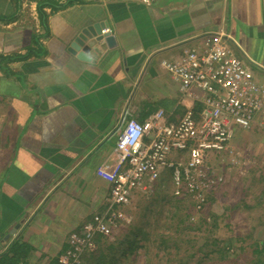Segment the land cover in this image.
<instances>
[{
  "label": "crops",
  "instance_id": "1",
  "mask_svg": "<svg viewBox=\"0 0 264 264\" xmlns=\"http://www.w3.org/2000/svg\"><path fill=\"white\" fill-rule=\"evenodd\" d=\"M219 33L264 88V0H0V253L51 264L107 211L123 119L200 118L163 65Z\"/></svg>",
  "mask_w": 264,
  "mask_h": 264
},
{
  "label": "built area",
  "instance_id": "2",
  "mask_svg": "<svg viewBox=\"0 0 264 264\" xmlns=\"http://www.w3.org/2000/svg\"><path fill=\"white\" fill-rule=\"evenodd\" d=\"M138 1L150 5L154 0ZM163 66L184 91L195 86L205 93L200 118L190 109L178 123H165L161 112L144 122L123 119L117 130V162L99 169L111 184L107 211L69 234L60 264H79L85 252L97 247V235L113 237L129 222L127 208L135 197H149L160 180L170 179L174 195L196 199L197 210L204 211V194L222 180L212 161L233 157L231 143L238 129L264 131V88L222 33L206 36L203 49L192 48Z\"/></svg>",
  "mask_w": 264,
  "mask_h": 264
},
{
  "label": "rangeland",
  "instance_id": "3",
  "mask_svg": "<svg viewBox=\"0 0 264 264\" xmlns=\"http://www.w3.org/2000/svg\"><path fill=\"white\" fill-rule=\"evenodd\" d=\"M237 133L239 135L233 141V157L230 154L223 160L212 161L222 180L217 189L204 194V211L197 210L196 199L192 201L186 196L178 198L183 201L174 202L172 199L171 203L165 202V197L156 189L149 197H135L127 208L129 222L137 215L142 216L140 218H144L147 224L143 225L145 233L141 235L139 232L135 238L138 245L125 260L128 264L134 256H137V263H144V246L147 244L150 259L155 264H175L176 257L186 259L192 251L188 248L189 243L183 240L188 237L196 239L200 245L205 242L212 245L215 241L221 247L232 245L234 249L229 253V261L224 264H243L245 253L253 249L251 245L264 244V131L252 129ZM163 184H167L164 190L167 196L174 195L171 180L166 178ZM129 222L121 224L113 235L119 238L121 230L125 235ZM150 234L157 236L154 244L148 241ZM159 235L171 238L165 248L157 246L161 239ZM114 240L111 237L108 241ZM177 246L181 248L180 252H176ZM218 257V254L202 251L189 264H219Z\"/></svg>",
  "mask_w": 264,
  "mask_h": 264
},
{
  "label": "trees",
  "instance_id": "4",
  "mask_svg": "<svg viewBox=\"0 0 264 264\" xmlns=\"http://www.w3.org/2000/svg\"><path fill=\"white\" fill-rule=\"evenodd\" d=\"M235 152H233L232 155H234ZM167 184H159L155 187L156 191L160 190V193L162 196L165 197V202L171 203V200L174 199V202L177 201H183L182 198L178 199L179 197L172 195V193L167 196V192L165 190ZM155 193V192H154ZM171 196V197H170ZM178 199V200H177ZM153 200V198H152ZM173 201V200H172ZM176 207H180V204H175ZM264 210V207L262 208ZM136 218L132 219V221L129 222L130 227L126 231V234H122V230L119 233L118 236L113 235L112 238H114V241H108L109 238L107 236L103 235H97V248L92 251H87L82 255L81 262L79 264H128L127 261L130 255L133 254L135 251L138 241L135 239L138 236V233L140 232L141 235L145 232L143 231V225L147 224L146 220L142 218V216L135 215ZM141 217V218H140ZM140 220V221H139ZM133 223V224H132ZM126 224V223H125ZM149 236V233H148ZM160 236L159 242H157L158 248L160 247H166L167 243L171 241L170 237H163ZM144 238V237H142ZM157 236H154L153 234H150V237L148 238V241L152 244H154ZM185 242L189 243L188 248H190L192 251L189 252L187 255L188 257L186 259L178 258L174 260L175 264H189V261L196 257L197 253H201L202 251L205 253H211L218 254L217 261L219 264L227 263L228 257L230 256L229 253L232 250L233 246L229 245L221 247L219 245V242L215 241L212 243V245H209V243L199 244L196 239H191V237H188L186 239H183ZM195 243V244H194ZM216 244V245H215ZM263 243H256L251 245V248L247 253L244 255V263L243 264H264V244ZM13 246V245H12ZM143 246V245H142ZM150 247V246H149ZM148 247V244L144 246V263L143 264H155L153 260L150 259V248ZM15 249L13 247L7 248L4 252L0 253V264H26L24 261L25 256H20L19 254H16ZM168 249V247H167ZM188 249V250H190ZM234 249V248H233ZM181 248L177 246L176 252H180ZM59 259V256H58ZM124 260V262H122ZM198 262H201V259L198 258ZM235 263V262H234ZM51 264H60L58 260H53ZM130 264H142L137 263V256H134V258L130 259Z\"/></svg>",
  "mask_w": 264,
  "mask_h": 264
},
{
  "label": "water",
  "instance_id": "5",
  "mask_svg": "<svg viewBox=\"0 0 264 264\" xmlns=\"http://www.w3.org/2000/svg\"><path fill=\"white\" fill-rule=\"evenodd\" d=\"M81 37H83V39H84V36H83V35H81ZM77 42H78L79 44H82V42L79 41V40H77Z\"/></svg>",
  "mask_w": 264,
  "mask_h": 264
}]
</instances>
